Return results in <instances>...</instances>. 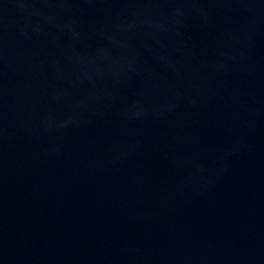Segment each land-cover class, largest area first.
Here are the masks:
<instances>
[{"label":"water","instance_id":"obj_1","mask_svg":"<svg viewBox=\"0 0 264 264\" xmlns=\"http://www.w3.org/2000/svg\"><path fill=\"white\" fill-rule=\"evenodd\" d=\"M0 264H264V0H0Z\"/></svg>","mask_w":264,"mask_h":264}]
</instances>
